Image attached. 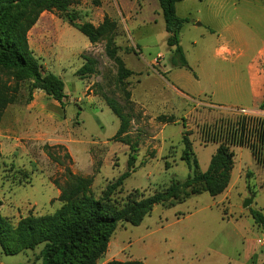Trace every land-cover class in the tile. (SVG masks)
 I'll return each instance as SVG.
<instances>
[{
	"label": "rangeland",
	"instance_id": "1",
	"mask_svg": "<svg viewBox=\"0 0 264 264\" xmlns=\"http://www.w3.org/2000/svg\"><path fill=\"white\" fill-rule=\"evenodd\" d=\"M220 1L223 0H182L177 5L178 16L189 18L191 25L202 24L199 33L209 24L221 28L227 24V16L234 14V3L241 1L226 0L224 4ZM70 13L78 18V23H91L95 27L109 19L115 29L92 44L69 25L65 16L46 13L52 27L28 36L44 72L62 78L69 98L58 112L47 107L48 112L57 113L59 118L55 122L46 120L31 107L34 94L30 83H21L16 103L2 116L0 131L7 138H0V213L14 226L22 218L50 215L62 207L58 198L60 188L67 181L66 168L79 176L93 177L92 192L97 199L103 197L108 185L128 171L131 152L114 138L120 121L108 107L107 99L115 100L131 116L130 132L134 129L133 121L142 128L137 137H132L139 144L134 172L111 200L120 208L136 190L146 198L168 188L173 181L187 180L191 171L181 160L184 133L199 161L200 172L205 173L218 147L226 141L225 134L219 140L210 139L208 131L220 121L233 127L240 117L232 113L235 109L214 113L206 106L205 98L193 95L192 103L177 100L179 105L185 103V110L177 115L179 123L164 128L154 117L156 114L145 116V111L137 109L131 97L128 98L131 95L128 82L136 83L140 75L131 76L122 84L119 64L107 56L106 48L111 42L117 48V57L134 72H151L149 64L153 59L155 69L164 61L170 64L173 52L166 42L168 36L158 0H78ZM240 23L248 40L258 32L264 38L257 22L241 19ZM188 29L187 24L181 32V41L191 65L196 67L202 61L217 59L213 40L193 36ZM196 39L199 45L194 48L191 43ZM226 41L236 48L234 55L226 57L238 62L240 71L244 72L254 53H240L242 44L230 36ZM89 61L94 62L93 73L78 76V71ZM155 84L151 79L144 85ZM144 89L145 86L137 97L152 96V108L159 110L161 107L155 105L156 94L145 93ZM83 99L86 101L82 102ZM232 151L235 166L224 194L213 198L203 193L174 205H158L137 227L120 223L98 264L114 260H147L150 264H247L259 247L256 238L261 236L249 209L264 213V161L259 163L248 148L232 146ZM49 153L56 161L50 159ZM250 198L254 199L253 204L244 208ZM44 249L45 244L18 255L2 254L0 264H44ZM257 260V264H264V255Z\"/></svg>",
	"mask_w": 264,
	"mask_h": 264
},
{
	"label": "trees",
	"instance_id": "2",
	"mask_svg": "<svg viewBox=\"0 0 264 264\" xmlns=\"http://www.w3.org/2000/svg\"><path fill=\"white\" fill-rule=\"evenodd\" d=\"M181 2L182 0H158L168 36L166 42L173 51L171 65L192 71L181 46V32L190 22L189 18H180L177 14V5ZM77 4L78 0H0V123L5 110L16 103L21 83H30L32 93L42 91L61 105L67 98L62 78L44 72V66L35 57L29 44V33L44 13L65 16L69 25L87 37L92 44L98 43L114 31L115 24L109 19L99 27L91 23H78V18L70 13L71 8ZM106 52L110 59L119 64V80L125 84V80L134 73L117 57V48L111 42L108 43ZM93 63L89 61L88 65L78 71V76L93 73ZM130 97L128 94V98ZM107 105L120 121L114 138L130 148L128 171L115 183L108 185L103 197L97 199L92 192L93 177L79 176L66 168L67 181L60 188L58 198L62 207L55 213L45 216L30 215L22 218L16 226L0 213V255H18L45 244L44 264H98L107 253L120 223L137 227L158 205H174L203 193L213 198L224 194L231 184L235 166L232 146L248 148L259 163L264 161L263 120H258L254 128L247 125L241 117L233 127H227V122L224 124L220 121L208 131L209 138L219 140L225 134L227 143L224 141L220 144L205 173L200 172L199 161L184 133L181 160L191 171L187 180L173 181L168 188L156 191L153 196L146 198L136 190L127 197L123 207H117L111 203L112 197L134 172L139 144L128 135L132 125L131 116L113 99H107ZM159 120L168 124L176 121L174 117L167 116H162ZM48 156L56 161L51 153ZM249 213L264 234V213L252 208ZM107 264L146 263L139 260H114Z\"/></svg>",
	"mask_w": 264,
	"mask_h": 264
},
{
	"label": "crops",
	"instance_id": "3",
	"mask_svg": "<svg viewBox=\"0 0 264 264\" xmlns=\"http://www.w3.org/2000/svg\"><path fill=\"white\" fill-rule=\"evenodd\" d=\"M223 1L219 3L224 4ZM245 2L246 1L234 3L236 4L234 5V14L227 16V24L221 28L220 26L216 28L209 24L206 26L205 31L199 33V27H202V24H188V31L192 33L193 36L200 35L201 38L205 37L207 41L213 40L212 46L214 55L217 59L212 62L202 61L198 66L193 67L189 62L186 49L181 41V46L192 71L174 68L171 63L168 64L166 61L162 63L159 69H155L153 67L154 59L149 64L151 72L146 70L145 72L138 73L129 69L134 73L133 76H136V74L140 75V79L136 83L132 81L128 82L131 86V102L137 106L136 108L144 110L145 116L147 114L151 116L156 114L154 117L158 121H160L159 118L162 116L174 117L176 120L178 113L185 110V103L179 105L177 100L192 103L195 102L193 95H197L198 97L205 98L206 106L214 113H225V111L229 112L232 109H245L251 114H257L261 111L264 108V38L258 32L248 40L242 32L243 24L240 23V21L244 19L246 21L257 22V26L263 29L261 31H264V0H257L253 4ZM252 6H256L255 8L258 9ZM45 14L46 13L40 17L38 23L30 31L29 35L35 34L38 31L42 32L43 29L52 27L50 24L51 21H49V18L45 17ZM228 36L242 44V51L240 53H254L252 61L246 66L244 72L240 71L238 62L226 57L234 55V50H236V48L229 45L227 41L225 42ZM191 45L196 48L199 45L198 40H194ZM172 52L171 50V54ZM242 73L244 74L243 78ZM151 79L156 83L155 85L151 87H149L150 85H144L150 82ZM143 86H145L143 92L156 94L157 100L155 105L158 104L161 107L159 110L153 109L154 107L152 104L154 101L151 100L152 96H145V98L137 97V93ZM198 88L200 89L198 90ZM33 94L34 100L31 107L37 109L44 119L55 122V120L59 118V115L57 113L48 112L47 107H51V109L58 112V110H62V105L42 91H35ZM44 97H46V99ZM44 102H46V105ZM161 123L165 125L164 128H167L169 125H178L179 122L176 120L171 124ZM133 125L134 129L128 134L131 139L132 137H137L139 131L142 130V128L139 129V126H137L134 121ZM119 127L120 122L117 128L118 130ZM0 138L4 140L7 137L0 131ZM125 147L127 148L128 146ZM257 228L261 233V236H257L258 238H256L258 239L257 243L259 247L255 248L247 264H257V258L264 255V247L260 244V241H264V234L258 226ZM144 262L150 264L147 260Z\"/></svg>",
	"mask_w": 264,
	"mask_h": 264
},
{
	"label": "built area",
	"instance_id": "4",
	"mask_svg": "<svg viewBox=\"0 0 264 264\" xmlns=\"http://www.w3.org/2000/svg\"><path fill=\"white\" fill-rule=\"evenodd\" d=\"M86 99H83L82 102H85ZM232 113L237 114L241 118L245 119L247 125H249L251 128H254V126H257L258 120L264 121V108L263 110L259 111V114H251L249 111L245 109H238L233 110ZM260 244L264 246V241H260Z\"/></svg>",
	"mask_w": 264,
	"mask_h": 264
},
{
	"label": "water",
	"instance_id": "5",
	"mask_svg": "<svg viewBox=\"0 0 264 264\" xmlns=\"http://www.w3.org/2000/svg\"><path fill=\"white\" fill-rule=\"evenodd\" d=\"M253 201V198L248 199L244 204V208H249L253 204Z\"/></svg>",
	"mask_w": 264,
	"mask_h": 264
}]
</instances>
